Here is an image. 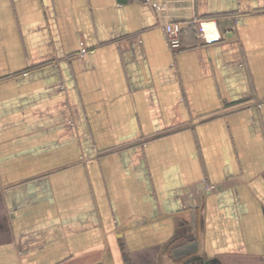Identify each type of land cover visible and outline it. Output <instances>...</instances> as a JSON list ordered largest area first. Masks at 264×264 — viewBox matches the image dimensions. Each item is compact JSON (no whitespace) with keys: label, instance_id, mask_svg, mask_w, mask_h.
<instances>
[{"label":"crops","instance_id":"0c3cea01","mask_svg":"<svg viewBox=\"0 0 264 264\" xmlns=\"http://www.w3.org/2000/svg\"><path fill=\"white\" fill-rule=\"evenodd\" d=\"M0 264H264V0H0Z\"/></svg>","mask_w":264,"mask_h":264},{"label":"built area","instance_id":"2783aa9c","mask_svg":"<svg viewBox=\"0 0 264 264\" xmlns=\"http://www.w3.org/2000/svg\"><path fill=\"white\" fill-rule=\"evenodd\" d=\"M197 24L200 32V38H202L206 44L223 39L222 34L212 21L199 20ZM162 29L166 35L170 48L172 50H178L181 47L180 36L183 30V23H168L163 25Z\"/></svg>","mask_w":264,"mask_h":264},{"label":"trees","instance_id":"16d2710c","mask_svg":"<svg viewBox=\"0 0 264 264\" xmlns=\"http://www.w3.org/2000/svg\"><path fill=\"white\" fill-rule=\"evenodd\" d=\"M186 245H187L186 241H184L183 239H178L177 241H174L170 246L167 247V253L169 255H172L171 257L175 262L181 263L188 257V253L195 250L194 247L190 246L189 248H187Z\"/></svg>","mask_w":264,"mask_h":264}]
</instances>
